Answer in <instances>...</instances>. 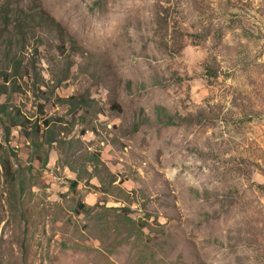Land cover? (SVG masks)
<instances>
[{
  "label": "rangeland",
  "instance_id": "1",
  "mask_svg": "<svg viewBox=\"0 0 264 264\" xmlns=\"http://www.w3.org/2000/svg\"><path fill=\"white\" fill-rule=\"evenodd\" d=\"M40 10L67 37L17 26ZM0 12V85L13 58L43 77L13 75L1 101L72 127L41 167L0 126L24 180L9 186L0 166V264H264V0H0ZM82 94L80 110L62 100Z\"/></svg>",
  "mask_w": 264,
  "mask_h": 264
},
{
  "label": "trees",
  "instance_id": "2",
  "mask_svg": "<svg viewBox=\"0 0 264 264\" xmlns=\"http://www.w3.org/2000/svg\"><path fill=\"white\" fill-rule=\"evenodd\" d=\"M2 14V12H0ZM5 14V13H3ZM7 16V15H5ZM35 20V33L37 31H40L41 28H44L46 30H51L54 32H57L59 34L60 39H63L67 36L65 33V30L63 27L53 19H51L47 14L43 11H36L35 13H27L24 12L22 15H19V24L17 25L19 28L23 29L25 26H28V22ZM2 30L0 29V35H2ZM24 35V34H23ZM71 49L77 53L82 52L81 46L78 44V42L72 38L69 37ZM35 51H37V47H35ZM12 65H13V71L11 73H8L7 71L3 70L1 71V77H3L4 83L0 85V126L3 130V137L4 141L8 144L11 141V134L13 130H18L20 135L23 137V149L29 150L30 148L35 153V160H39L41 163V167H46L49 163L48 155L44 153V146L47 144H52L54 142H57V137L64 131L67 133H70L72 131V127H60L62 125L63 120L60 117L57 119V121H53V118H46L42 123H39L37 121L32 120L30 117H28L24 112L20 110L19 107L8 104L7 102L1 101V95L7 91V82L10 81L11 77L13 75H20L23 76L24 74H28L29 70H33L36 79L43 78L38 72L37 64L34 61H31L28 68L24 69V66L22 64V59L19 58H13L12 59ZM24 70V72H23ZM38 81V80H37ZM90 96L87 94H82L80 96H70L67 98H63L62 100L66 103H71L73 106L69 109L70 111L74 110H80L90 104ZM157 113L161 120H163L164 124H169L173 122V116L170 115L166 108L163 106L157 107ZM166 118V120H165ZM66 126V125H64ZM62 128V129H61ZM65 139H60L59 142H64ZM1 149H6L3 144L0 143ZM43 153L45 155H43ZM89 161L93 162L95 164V167L98 165V163H101V158L98 153H93ZM0 166L2 167V173L5 177L6 182L9 184V186L15 188L16 182H18L19 179H21L22 173L20 171H17V169L14 168V164L10 160V156L8 152L6 151V154L3 152H0ZM116 179H111L112 183ZM78 179L72 180L70 182L71 189H75L78 185ZM21 185L24 186V180L21 179ZM100 191H102L104 194H107L110 192V190L106 187H104V183H102L101 186H96ZM23 190V189H22ZM94 206L88 205L86 203L78 202L75 208V212L77 214H89L93 210Z\"/></svg>",
  "mask_w": 264,
  "mask_h": 264
}]
</instances>
